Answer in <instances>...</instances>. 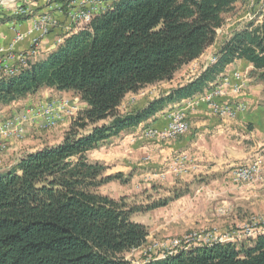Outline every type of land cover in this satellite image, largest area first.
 <instances>
[{"label": "trees", "instance_id": "16d2710c", "mask_svg": "<svg viewBox=\"0 0 264 264\" xmlns=\"http://www.w3.org/2000/svg\"><path fill=\"white\" fill-rule=\"evenodd\" d=\"M251 1L115 0L88 24L61 33L63 42L51 52L18 64L13 75L0 72V111L7 120L44 90L58 97L72 93L86 104L60 143L25 152L11 170L0 172V264H264V235L161 259H127L147 244L150 232L134 215L165 208L214 177L178 180L170 188L157 182L138 196L114 199L103 188L128 184L133 174H109L91 155L171 106L205 93L239 61L250 66V83L264 86L263 13L260 22L253 19L233 32L215 54L217 61L196 79L139 110L120 111L129 94L174 81ZM30 18L3 13L0 23ZM154 192L164 194L151 199Z\"/></svg>", "mask_w": 264, "mask_h": 264}, {"label": "crops", "instance_id": "0c3cea01", "mask_svg": "<svg viewBox=\"0 0 264 264\" xmlns=\"http://www.w3.org/2000/svg\"><path fill=\"white\" fill-rule=\"evenodd\" d=\"M50 1L51 0H33V3H30L32 9L33 7L35 8L33 10L32 19L46 12L48 5L52 3ZM55 1L56 3L62 4L60 1L64 0ZM114 1L115 0H106V3L108 6H111ZM252 6L253 8H251ZM263 13L264 0H252L248 9L243 14L239 15L237 18H232L230 20L231 23L225 29L218 31L219 37L221 32H223V35L220 39L218 37L217 43L211 46L200 59L184 67L179 73L183 74V72L185 73V71L192 68V66L200 62H205L200 60L203 59L207 53H211L212 51L211 55H215L224 41H226L233 32L241 29L245 23L248 22L245 18L251 16L254 17L253 19L260 22ZM1 14L2 11H0V15ZM53 14L59 20V27L53 29L50 35L42 41L39 54L36 58L54 50L57 46L56 41L59 35L65 30V27L71 25V19L67 14L58 11L53 12ZM14 22L15 21L7 20L0 23V49H11L14 54L27 52L31 46L32 36H26L23 41L15 44L16 32L13 29ZM17 26L21 32H27L31 26V21H20L17 23ZM250 69V66L245 61H239L227 75L232 74L236 70L249 72ZM202 71L203 70L193 73L186 82L196 79ZM174 84V81H172L170 83L149 86L141 91V95L145 93L144 96L129 94L125 101L128 98L135 97L137 99L134 103L137 106L136 109L142 108L149 101L158 97L161 93H164V91L166 92L177 86ZM70 94L72 93H62L61 96ZM55 96L58 97L59 93L52 90H44L39 92L35 97L29 98L28 103H36L43 99L46 100L48 97ZM239 99L248 105V109L241 113L234 121L222 120L219 117L213 116L208 112L205 105H200L189 112L188 121L190 124V132L188 134L167 141L141 138H137L133 143L130 141L131 137L138 133V130L142 127L152 125L162 130L167 124V109L159 113L155 118L141 124L134 133L115 141L112 145L110 144L100 150L93 151L91 153L93 159L104 163L109 168V174L120 172L124 174H133L130 183L124 185L117 183L109 184L103 189V193L114 199L140 195L143 191L152 188L153 181L156 180L155 175L162 177L160 180L156 181L163 187L170 188L176 184V180L179 178L172 174L171 165L180 154L189 153L194 157L195 163L199 166V173L187 175L185 179L181 180L190 182L194 179V176L212 175L214 178L209 184L195 187L192 194L197 193L202 188L208 187L215 189L216 187L214 186H217L219 191L218 194L223 198L220 202H224L226 201L225 199L228 200L229 198L230 203L233 204L234 218L218 220L219 218L214 216L215 208L211 213L208 205L201 210V215L204 220L191 218V213H188L187 217H181L178 215V210L186 208L187 205L189 206L188 203L195 204L191 203L188 199L189 197L186 196L172 203L168 208H161L147 214H137L134 216L136 217L134 221L150 228L151 233L157 232L162 235H171L172 232L175 231L174 227L176 225H181L183 228L185 222L188 225L192 224L194 226L203 227L215 225L223 227L225 226L224 224H227L228 228H232L231 226L246 220L249 213L255 212L264 214V184L255 186L231 183V172L233 169L246 164L257 153H264V86L251 81L248 91L241 95ZM182 104L185 106L186 103L183 102ZM82 107L85 108L86 105L84 104ZM3 112L4 111H0V118L2 119L3 116H5V112ZM61 138L62 137L58 138L57 141L53 143H60L62 140ZM46 144L51 145L52 143H46L45 141L41 143L39 147L41 148L42 145L44 146ZM39 147H37V149H40ZM20 148V144L14 143L9 153H12L14 150L20 152L25 149ZM37 149L27 152L30 153ZM110 187H116L117 189L109 191ZM176 228L178 229L179 227Z\"/></svg>", "mask_w": 264, "mask_h": 264}, {"label": "built area", "instance_id": "2783aa9c", "mask_svg": "<svg viewBox=\"0 0 264 264\" xmlns=\"http://www.w3.org/2000/svg\"><path fill=\"white\" fill-rule=\"evenodd\" d=\"M101 1L103 0H90V7H82V0H74L71 2L67 6V14L71 19V25L65 27V31L63 30L62 33H70L73 30L79 29L88 24L93 18L92 9H98L99 6H101ZM20 2L21 3L19 4V0H13L5 4L7 6L9 4H16L13 5V8L7 11L32 9V5L29 4L28 0H20ZM63 6L64 4L60 3H58V5H48L47 11L44 12L42 16L32 20V25L27 32H21L18 26H13V29L16 32L14 43L16 44L23 41L26 36H32L31 46L27 52H21L18 54H14L11 49H0V72L2 74L9 70L16 69L18 64L21 65L27 62L31 56L39 54L42 41L47 38L53 29L59 27V20L55 17L53 12L58 11L63 13ZM3 8L4 7H0V10ZM58 42H63V37H58L56 43ZM209 60L211 61L213 59ZM249 85V72L236 70L232 74L228 75L225 86L216 88L213 94H208V96H203L202 98H192L187 101L184 107L174 108L172 111H169L166 114L167 126L165 129H145L142 135H146L147 137H154L158 135L162 139H170L186 134L189 127L185 111L187 109L199 107L200 105H206L218 117L224 119H236L239 113L247 110L248 105L243 101H241V105H233L232 97H240V93H242L244 89L248 88ZM72 108L75 109L72 113L74 116L71 119H73L80 108H76L74 103L65 97L47 100L42 103L26 107L22 112L9 119V126H7V128H0V152L7 150L8 144L13 138L21 137L25 133L27 125L44 118L46 126H53L55 125L56 116L66 115L72 110ZM65 118L68 119V116L63 119ZM135 135L136 137L141 136V131ZM185 160L186 156L184 154L180 155L171 165V171L177 172L181 169ZM263 175L264 156H258L257 153L249 162L238 166L233 174H231V177L237 183L255 185V183L261 181ZM220 211L221 213H227L229 209L222 208ZM252 224L243 226L241 231L244 230L246 226ZM255 231L256 230L246 228L243 233L245 235L244 237H241V235L236 236L234 234L218 235L217 233L214 234L209 233V231H205L199 233L198 235H193V240L176 241L175 239L169 243L156 245V248L159 249L154 255H166L168 252L173 251L175 247L190 246L195 243H206L214 240L234 242L235 238L254 239Z\"/></svg>", "mask_w": 264, "mask_h": 264}, {"label": "rangeland", "instance_id": "374dc122", "mask_svg": "<svg viewBox=\"0 0 264 264\" xmlns=\"http://www.w3.org/2000/svg\"><path fill=\"white\" fill-rule=\"evenodd\" d=\"M28 1H29V4L33 3V0H28ZM51 1H55V0H51ZM73 1L74 0H65L64 2H61L62 4H64L63 13L67 14V6ZM85 1L90 2V0H82V7H90V3H86ZM105 2H106V0L101 1V3H105ZM20 3L21 2L19 0V4ZM13 5H16V4H9L8 6L4 5V6H2L4 8L1 9L0 11H2V14L3 13L13 14L15 11H20V10L7 11V10H10L11 8H13ZM49 5H58V3L52 2ZM5 7H6V9H5ZM251 8H253V6ZM34 9L35 8L33 7V10ZM3 11H5V12H3ZM92 11H93V9H92ZM18 14L15 15V16H30L31 18L29 20L31 21V25H32V20H35V18L32 19V17H33L32 9L25 10V12L23 14H21V15H18ZM40 16H42V14ZM253 18L254 17L250 16V17L245 18V19L246 20L248 19V21H251V20H253ZM15 22H16V25H17V23L20 22V21H15ZM230 23H231L230 21L229 22L227 21V23H226V25H225V27L223 29H225ZM222 35H223V32L220 33V37ZM220 37H219V39H220ZM57 44H60V43L58 42V43H56V45ZM211 54H212V51H211V53H207L203 57V59L200 60V61H205V62H200L199 64H196V65L192 66V68H190L189 70L185 71V73L183 72V74L178 73L176 78H175V80H174V83H175L174 85H177V86L183 85V83L186 82L187 79L188 80L190 79V77H191V75L193 73L199 72L200 70L204 71L210 64L215 63L217 61V58H216L215 55H211ZM37 56L38 55L31 56V59H36ZM209 59H213V60L210 61ZM201 68H203V69H201ZM180 75H182V76H180ZM223 79L219 82V83L223 82L222 85H220L218 87H224L225 86L226 81L223 80ZM215 87L218 88L217 85H213L205 93H203V94H201V95H199V96H197L195 98H202L203 96H208V94H213L214 90L216 89ZM248 89H249V87L244 89L243 92L240 93V96L243 95L246 91H248ZM168 91L169 90H167L166 92H168ZM166 92L164 91V93H166ZM164 93H161V94H164ZM142 94L143 95H141V92H140L137 95H141V96L145 95V93H142ZM160 95L158 97L154 98V99L159 98ZM63 97L70 99L71 102L74 103V106L76 108H80L79 110L81 111V108H82L81 106H83L84 104L81 103L78 100V98H74L73 95H64ZM51 98L52 97H48V99L46 98V100H44L42 98L43 100H40L39 102H36V103H28L27 102L25 104V106L23 107V109L20 106V109H21L20 112H22L26 107H28L30 105H36V104L42 103L44 101H47V100H49ZM56 98H62V97H56ZM136 100L137 99L135 97L128 98L126 101L124 100L125 102H123L124 104L120 108L121 113H128V112H132V111L137 110L136 109L137 106L134 104ZM189 100H185L183 102L187 103V101H189ZM151 101H149V102H151ZM183 102H181L179 104H176L174 106H171L170 108H168L167 111L165 110L166 114L169 112L170 109H173L175 107H177V108L184 107V105L182 104ZM232 104L233 105H241V100L239 99V97H232ZM205 107L207 108L208 112L211 115L218 117L217 115H215L213 113V111L210 108H208L206 105H205ZM192 109H194V108L187 109L185 111L186 116H187L188 127H189L188 128L189 130H188V132L186 134H188L190 132V124H189V121H188V115H189V112L192 111ZM247 109H248V107H247ZM74 110L75 109L72 108V110L69 111L66 115L56 116L55 117V123H54L55 125H53V126H46L45 120H44V118H42V119L36 120L34 123H31V124L27 125L26 129H25V133L21 137H18V138H13L14 136L11 137L13 139L9 142L7 150L4 151V152H0V172H4L6 170H11L18 163V159H19L20 156L25 154V152H27V151H31L33 149H37V147H39L40 144L45 142V141H46V143L50 142V143H52L51 145H55L53 142L57 141L58 138L63 137V133L67 130V128L71 125V123L73 122L74 118L76 117L75 116L73 119H71L74 116V114H72ZM240 114L241 113H239V115ZM66 116H68V119L67 118L63 119ZM238 116H237V118H238ZM7 118H8L7 116H3V119L1 118L0 121L1 122H7L9 120V119L7 120ZM219 118L222 119V120H233V121L237 119V118L236 119H229V118L224 119V118H221V117H219ZM4 119H6V120H4ZM166 126H167V124H166ZM166 126L163 129H165ZM149 128L157 129V128L153 127L152 125L148 126V127H142V128H140L138 130V132L141 131V136L136 137V135H134V136L131 137L130 141L133 143L137 138H141V139H155V140H159V141H167V140L175 139V138L162 139L158 135H156L154 137H147L146 135H142V133L145 131V129H149ZM136 134H138V133H136ZM186 134H184V135H186ZM184 135H179L176 138H180V137H182ZM14 143L20 144V146H21L20 149H22V148H25V149L20 151V152H17V150H14V151H12V153H9V150L12 148ZM113 144H114V142H113ZM46 145H50V144H46ZM44 146L42 145V147H44ZM183 154L186 156V160H185L182 168L179 169L177 172H172V174H174L175 176L179 177V178H177L176 181H178V180L183 181L181 179H185L187 177V175H194L195 173L196 174L199 173V166L195 163L194 157L191 154H189V153H182L180 155H183ZM258 156H264V153H259ZM231 174H232V172H231ZM198 176H200V175H198ZM161 178H162L161 176L155 175V179L156 180H160ZM156 180H154L153 182L157 183L158 181H156ZM231 183L232 184L233 183L236 184L237 182H235L232 179V177H231ZM117 184H120V183H117ZM237 184H240V183H237ZM263 184H264V175L262 176L260 182L255 183V186L256 185L259 186V185H263ZM120 185H122V184H120ZM174 185H176V184H174ZM241 185H248V184H241ZM173 186H171V187H173ZM214 187H216V188L215 189H211V188H208V187L207 188H202L197 193H194L192 195L189 194L190 196L187 195V197H189L188 198L189 201L191 203H195V204L188 203L189 206L187 205L186 208H182L181 210H178V215L181 216V217H187L188 213H191L192 214V216H190L191 218H193V219L194 218H199V219H203L204 220V218H202L203 216L201 215V212H202L201 210L206 205H208L211 213H212L213 209L215 208L214 216L216 218H219L218 220L233 219L234 218L233 217V207H234L233 204L230 203V200H229L228 197H227L228 200L225 199L226 201L220 202V201L223 200V198L221 196H219V194H218L219 191H218L217 186H214ZM214 187H212V188H214ZM116 189H117L116 187H110L109 191H114ZM102 192H104V191H102ZM111 194H113V193H111ZM161 194L163 195L164 193L163 192H158V193L154 192L153 197L151 199H153V198H155V197H157V196H159ZM136 196H138V195H136ZM185 197H183V198H185ZM183 198H181V199H183ZM181 199H179V200H181ZM179 200H177V201H179ZM177 201H175V202H177ZM175 202H173V203H175ZM168 207H170V205L165 207V208H168ZM222 208H227V209H229V211L227 213H221L220 209H222ZM162 209H164V208H162ZM134 216H133V220L136 219V217H134ZM252 223H254V224H252ZM247 224H252V225L246 226L244 228V230L241 231V228L243 226L247 225ZM183 225H184L183 228L181 227V225H176L174 227L175 231H173L171 235H166V234L162 235V234H159L157 232H152L151 233L150 228H148L150 232H149L147 244L143 248H141L139 250H135L133 253L128 255L127 259L131 260L132 262H138V261H140V259H143V258H152V256H156L157 258L161 259V258H166V257L171 256V255L178 254V253H180L182 251H188V250H190L192 248L211 247V246H213V245H215L217 243H226V240H214V241H210V242H206V243H195V244H192L190 246L175 247V249L173 251L168 252L166 255H154L156 252H158V249H159V248H156V245H161L163 243H169V242H171V241H173L175 239H176V241L193 240V235H198L199 233H202V232H205V231H209V233H214V234L217 233L218 235L234 234L236 236H240L241 235V237H244L245 235L243 233H244L245 229L246 228H250L252 230H256L254 232V239H255V238H257L260 235H264V214L255 213V212L254 213H249V216H248V218L246 220H244L242 222H239L238 224H235L234 226H231L232 228H228L227 224H224L226 227L225 226L222 227V226H219V225L210 226V227L194 226L192 224L188 225V224H186V222ZM176 227H179V228L177 229ZM245 233H247V232H245ZM244 241H249V240L244 239V238H235L234 239V242H238V243L244 242Z\"/></svg>", "mask_w": 264, "mask_h": 264}, {"label": "bare ground", "instance_id": "6f19581e", "mask_svg": "<svg viewBox=\"0 0 264 264\" xmlns=\"http://www.w3.org/2000/svg\"><path fill=\"white\" fill-rule=\"evenodd\" d=\"M85 2H86V3H90V2H87V1H85ZM108 8H109V6L107 5L106 2H105V3H101V6H99L98 9H93V11H92V17H94L95 15H97V14L103 12V11H106V9H108ZM24 12H25V10L15 11V12L13 13V15H17L18 13H19L18 15H21V14H23ZM13 26H17V25H16V22L14 23ZM76 30H77V29H75V30H73V31H76ZM59 43H62V42H59ZM30 59H31V58H30ZM25 64H26V63H23V65H25ZM16 72H17V68L14 69V70H9V71L5 72L4 74H6V75H13V74H15ZM227 79H228V75L225 76L223 80L227 81ZM222 83H223V82L216 84L217 87L220 86V85H222ZM215 88H216V87H215ZM175 108H177V107H175ZM173 109H174V108H173ZM173 109H170L169 111H172ZM79 111H80V110H78V112H79ZM77 114H78V113H76V115H77ZM7 126H9V120H8L7 122H1V121H0V128H7ZM235 170H236V168L233 169L232 174H233V172H234Z\"/></svg>", "mask_w": 264, "mask_h": 264}, {"label": "water", "instance_id": "95a60500", "mask_svg": "<svg viewBox=\"0 0 264 264\" xmlns=\"http://www.w3.org/2000/svg\"><path fill=\"white\" fill-rule=\"evenodd\" d=\"M13 1V0H0V7L4 6L8 2Z\"/></svg>", "mask_w": 264, "mask_h": 264}]
</instances>
